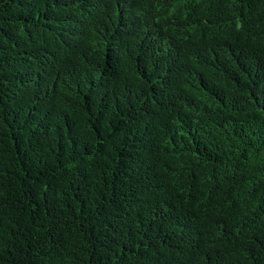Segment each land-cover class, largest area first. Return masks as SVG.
<instances>
[{"label":"trees","instance_id":"16d2710c","mask_svg":"<svg viewBox=\"0 0 264 264\" xmlns=\"http://www.w3.org/2000/svg\"><path fill=\"white\" fill-rule=\"evenodd\" d=\"M0 264H264V0H0Z\"/></svg>","mask_w":264,"mask_h":264}]
</instances>
